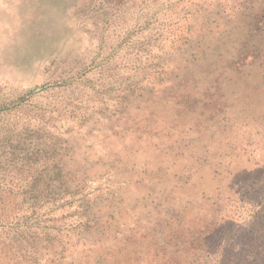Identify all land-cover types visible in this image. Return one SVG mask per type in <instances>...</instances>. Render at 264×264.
Listing matches in <instances>:
<instances>
[{"label": "rangeland", "instance_id": "obj_1", "mask_svg": "<svg viewBox=\"0 0 264 264\" xmlns=\"http://www.w3.org/2000/svg\"><path fill=\"white\" fill-rule=\"evenodd\" d=\"M258 184L264 0H0V264L52 237L64 264H134L177 187L213 189L203 207L234 221L218 256Z\"/></svg>", "mask_w": 264, "mask_h": 264}, {"label": "trees", "instance_id": "obj_2", "mask_svg": "<svg viewBox=\"0 0 264 264\" xmlns=\"http://www.w3.org/2000/svg\"><path fill=\"white\" fill-rule=\"evenodd\" d=\"M54 150L55 149L51 150L52 152L48 153V156L43 160L54 158V155L56 154ZM37 157L38 155L36 154L34 158V173H39L38 177H41L44 172H50L53 170V167H51L50 164L48 165L49 162H39L42 159ZM252 165L253 164H251V166ZM257 169H260L259 165L257 166ZM248 170H250L249 173L252 175V167ZM192 177L193 175L191 178L184 180L182 182L183 185L188 186L193 182ZM232 177L233 174L230 173L229 178H225L224 180L229 179V185H238V182H235V180H230ZM56 180L59 181V179ZM200 180L202 181V178ZM38 184L39 181L35 179L33 186L36 185L35 187H37ZM240 184L243 186L245 185L244 179ZM258 185V189L252 188L251 190H246L243 188L244 190L242 189L239 191V199H242L243 201L246 199L248 200L251 195L253 196L256 203L254 204L255 210H252L253 213L249 215L251 220L245 221L240 228V231L238 230V232H236V239L233 240L235 244H231L228 240H222V252H219L218 256L211 251V247L215 244L216 238L226 237L229 234L228 228L225 225L233 224L234 221L230 218H228V221L227 219L219 220L215 214H210L203 207L201 202L205 201V199L211 200L215 195L214 190H203L201 193H195L188 189H180L177 187L173 192L164 191L163 193H160L158 195L160 196V200L154 205L153 210L164 211V213L158 214L160 217L154 218L158 225L152 230L161 240V247L155 248L150 243H146L137 237V248L134 255L138 254V257L133 263L264 264V194L262 191L264 190V184ZM208 193L209 196L206 197ZM261 193L263 196H261L259 201H256V195ZM150 197L154 196L151 195ZM48 202H57V200L49 198ZM212 205L215 204L212 203ZM216 211L219 215H225L222 214V211L220 210ZM197 223H201L205 229L196 231V229L191 228V224L193 225ZM54 229L56 230L59 228ZM128 240L132 241L131 238H128ZM31 246L33 264H64V257H61L64 250L59 251L57 249L53 237L44 241L40 240V238H35ZM125 252L126 250L124 248L118 251L123 258L127 255ZM49 254H51L52 258ZM129 256L130 255L126 256V258L129 259ZM126 262L129 264V260L126 259ZM20 264H22V262Z\"/></svg>", "mask_w": 264, "mask_h": 264}]
</instances>
